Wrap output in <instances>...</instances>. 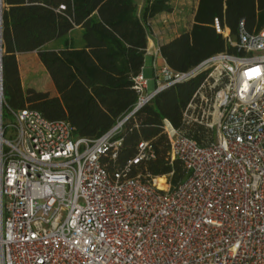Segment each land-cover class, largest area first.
I'll return each mask as SVG.
<instances>
[{
    "label": "built area",
    "instance_id": "obj_1",
    "mask_svg": "<svg viewBox=\"0 0 264 264\" xmlns=\"http://www.w3.org/2000/svg\"><path fill=\"white\" fill-rule=\"evenodd\" d=\"M1 1V10L3 9ZM235 48L173 71L152 52L155 88L141 70L133 78L134 110L159 91L201 76L182 112L183 123L211 132L203 144L164 120L170 156L186 177L165 187L129 176L136 155L109 174L122 121L98 138L78 137L66 120L7 107L0 63V264H264V25L240 21ZM3 109L14 137H4Z\"/></svg>",
    "mask_w": 264,
    "mask_h": 264
},
{
    "label": "trees",
    "instance_id": "obj_2",
    "mask_svg": "<svg viewBox=\"0 0 264 264\" xmlns=\"http://www.w3.org/2000/svg\"><path fill=\"white\" fill-rule=\"evenodd\" d=\"M2 89L7 107L30 108L49 120H66L78 137L98 138L122 121L115 134L121 139L116 156L101 162L111 174L137 153L140 141L151 145L149 157L130 165L129 176L165 179L176 185L186 177L183 163L170 156L164 120L203 144L211 132L198 124H185L182 112L201 76L175 83L134 110L138 94L132 78L144 68L150 20L171 12L169 0H3ZM214 18L236 36L240 21L248 32L264 25V0H198L193 23L160 45L166 64L187 71L209 56L234 53L214 28ZM80 27L78 41L73 36ZM60 41L57 49L45 45ZM79 42V45L77 44ZM36 51L56 94L23 87L17 53ZM9 113V111L6 109ZM10 114V113H9Z\"/></svg>",
    "mask_w": 264,
    "mask_h": 264
},
{
    "label": "rangeland",
    "instance_id": "obj_3",
    "mask_svg": "<svg viewBox=\"0 0 264 264\" xmlns=\"http://www.w3.org/2000/svg\"><path fill=\"white\" fill-rule=\"evenodd\" d=\"M169 3L172 6V10L168 16L162 14L164 16L159 18L160 25H167L168 27L178 23H185L187 25L196 0H169ZM74 35L75 34H73V36ZM54 44L56 43H52L51 45ZM57 45L61 46L60 41L57 42ZM145 61L149 63L148 58H146ZM20 68L24 87L36 84V86L43 89H50L51 84L46 76L47 72L43 69L35 53H28L20 56ZM150 82H153V80L150 79ZM13 120L12 114H9L6 109H3L2 122L4 125V137L7 139L14 137V128L11 126Z\"/></svg>",
    "mask_w": 264,
    "mask_h": 264
},
{
    "label": "crops",
    "instance_id": "obj_4",
    "mask_svg": "<svg viewBox=\"0 0 264 264\" xmlns=\"http://www.w3.org/2000/svg\"><path fill=\"white\" fill-rule=\"evenodd\" d=\"M197 2H198V0H196V3L194 5V9L191 13L189 23H187V25L185 23H183V24L178 23V24H175V25L169 26V27L167 25L161 26L160 22H159V18L164 16L162 14H165V16H168L170 14V12L159 13L150 20L151 33H150L149 38H148L146 54H145V59L148 58L149 63H146V61L144 59V68H143V74L148 79V85H147V91L148 92H151L155 88L154 68L152 65L153 64V55H152L153 50L158 45H161L162 43L167 42L168 40H170L173 37H175L176 35H178L181 31L190 29V27L193 23V15H194V11H195ZM73 34H75L74 36L76 37V39L78 41V38L80 36V27L76 26L75 29L73 30ZM57 42H58V40L50 41L45 45V47L48 49H57L60 47L59 45H57ZM52 43H56V44L51 45ZM77 44L79 45V42H77ZM28 53H35L37 56L36 51L17 53L18 69H19V74H20V78H21V82H22L23 87H24V83L22 80V74H21V68H20V56H22L24 54H28ZM41 65H42V63H41ZM42 67L45 70L43 65H42ZM46 76L49 79L50 84H51L50 89H43L41 87L36 86V84H31V85H28L26 87H33L37 90L48 91L51 95H55L57 92H56V89L53 85V82L50 79V76L48 73L46 74ZM150 79H152L153 82H150Z\"/></svg>",
    "mask_w": 264,
    "mask_h": 264
},
{
    "label": "water",
    "instance_id": "obj_5",
    "mask_svg": "<svg viewBox=\"0 0 264 264\" xmlns=\"http://www.w3.org/2000/svg\"><path fill=\"white\" fill-rule=\"evenodd\" d=\"M1 1H3V0H0V63H1V56H2V36H1L2 10H1Z\"/></svg>",
    "mask_w": 264,
    "mask_h": 264
}]
</instances>
